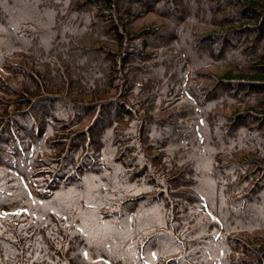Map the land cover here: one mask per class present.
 <instances>
[{"label": "trees", "instance_id": "trees-1", "mask_svg": "<svg viewBox=\"0 0 264 264\" xmlns=\"http://www.w3.org/2000/svg\"><path fill=\"white\" fill-rule=\"evenodd\" d=\"M0 24V264H264V0Z\"/></svg>", "mask_w": 264, "mask_h": 264}, {"label": "rangeland", "instance_id": "rangeland-1", "mask_svg": "<svg viewBox=\"0 0 264 264\" xmlns=\"http://www.w3.org/2000/svg\"><path fill=\"white\" fill-rule=\"evenodd\" d=\"M209 68H210V67H207L206 70H209ZM72 72H73V71H72ZM207 76H208V75L204 74V72H201V73H197L195 77H196V78H202V77H205V78H206ZM13 79H15V77H13V78L10 79L11 82L13 81ZM12 85H13V83H12ZM13 86H17V85L15 84V85H13ZM117 87H119V86H117ZM71 89H74V90H75L76 88L72 86ZM25 100H26V99H25ZM25 100L21 101L22 104L26 103ZM115 174H116L117 176H119L120 172H117V173H115ZM101 175H102V174H101ZM101 175H98V174H92V175H91V179L97 181V184L100 185V184L102 183V180L100 179ZM107 179H108L107 181H109V182L112 183V177H109V178H107ZM105 181H106V180H105ZM125 181H126V180H125ZM208 181L210 182L211 180L209 179ZM114 186H115V187H118V186H121V184L115 183ZM95 190H97V187L95 188ZM93 195H94V194H93ZM90 199H91V198H90ZM67 200H68V199L63 200V201L65 202V201H67ZM91 200H92V199H91ZM263 232H264V230H263Z\"/></svg>", "mask_w": 264, "mask_h": 264}, {"label": "snow or ice", "instance_id": "snow-or-ice-1", "mask_svg": "<svg viewBox=\"0 0 264 264\" xmlns=\"http://www.w3.org/2000/svg\"><path fill=\"white\" fill-rule=\"evenodd\" d=\"M53 2L55 3H61L62 0H53ZM5 3V0H0V5H3ZM48 11V10H46ZM58 13H55L54 11L52 12V24L54 25L55 24V16L57 15ZM24 21L22 20L21 23H23ZM4 26L2 24H0V29H2ZM213 220L216 219L215 216L212 217ZM87 255V254H86Z\"/></svg>", "mask_w": 264, "mask_h": 264}]
</instances>
